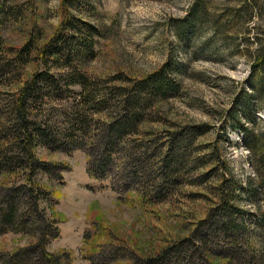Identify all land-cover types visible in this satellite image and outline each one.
I'll use <instances>...</instances> for the list:
<instances>
[{"label":"rangeland","instance_id":"1","mask_svg":"<svg viewBox=\"0 0 264 264\" xmlns=\"http://www.w3.org/2000/svg\"><path fill=\"white\" fill-rule=\"evenodd\" d=\"M196 2L204 9L190 13ZM189 15L193 25L183 34L180 23ZM60 28L47 65L61 85L83 75L106 92L159 73L171 86L149 106L139 132L125 135L122 146L128 151L116 152L134 157L144 151L150 156L157 148L159 156L132 162L139 169L136 176L128 163L124 177L125 165L116 157L106 178H94L85 148L50 152L37 146L39 158L65 167L61 183L49 174L36 178L51 191L53 204L43 201V208L59 221L60 235L47 249L68 251L71 264H139L137 257L191 236L216 206L215 191L225 176L234 182L237 206L246 214L244 222L238 217L244 234L238 235L245 259L241 264L264 258V190L254 193L250 188L264 179L256 153L264 150V71L256 64L264 47V0H0L1 99L16 86L19 74L16 58L5 50H18L28 40L48 44ZM44 62L31 60L21 71H46ZM71 89L76 99L61 93L45 104L51 119L63 120L77 106L82 87L75 83ZM247 96L252 110L246 106ZM105 111L94 117H105ZM174 130L192 142L186 144L179 183L162 185L165 200L146 201L148 177L142 171L160 169L161 150L166 151ZM6 180L0 176V183ZM33 241L28 234L2 233L0 252ZM216 242H211L215 252L231 246ZM181 257L189 264L185 254ZM191 257L192 264H202Z\"/></svg>","mask_w":264,"mask_h":264},{"label":"trees","instance_id":"2","mask_svg":"<svg viewBox=\"0 0 264 264\" xmlns=\"http://www.w3.org/2000/svg\"><path fill=\"white\" fill-rule=\"evenodd\" d=\"M200 9L204 8H199L196 2L190 13ZM191 16H188L187 22L180 23V32L183 34L192 24ZM67 27L68 25L65 29ZM61 33L60 28L50 43L41 44L42 46L34 45L28 40L18 50H5L16 58L19 74L15 80L16 86L6 92V98H0V176L7 178V182L0 183V234L9 231L28 234L34 241L13 251L0 252V264H71L68 251L53 253L47 249L49 241L60 235L59 221L50 217L42 206L43 201L53 204L51 191L41 187L36 181L37 175L43 173L61 183L65 167L59 162L39 158L37 146H43L50 152H71L85 148L90 162L88 172L91 177L99 179L107 177L111 171L109 166L116 157L125 165V169L123 167L121 171L125 177L128 163L134 167L131 172L136 176L139 169L132 162L138 158L149 161L151 155L155 154L159 156L157 148H154L155 154L150 156L144 151L140 156L134 157L131 152H116L127 148L122 145L128 131L139 132L138 124L143 121L145 113H149V106H153L154 99L166 94L171 86L169 81L157 73L148 75L132 87L111 86L106 92H101L85 76L78 75V78L64 82L63 86L60 84L61 79L50 76L47 65L50 55L54 53L50 47L55 44L57 46ZM257 57L256 64L264 71V47L260 48ZM31 60L45 61L46 71L22 72V65ZM75 83L82 87L81 100L67 118L59 121L51 119V108L46 109L45 104L53 98L58 99L57 96H61V93L72 94L76 99L75 91L71 89V85ZM108 93L112 96H107ZM119 95L120 99L113 100ZM111 101L113 103L109 104ZM251 105V99L247 96L246 106L249 110H252ZM113 107L111 111L110 108ZM105 110L108 111L104 114L105 117H94L106 112ZM170 134L166 151L161 150L160 169L152 168L148 171L144 168L142 171L148 177V186L143 195L146 201L165 200L167 194L161 192L162 185L176 184L181 174L180 167L186 162V144L191 146V139L182 138L180 130L171 131ZM98 149L103 152L99 153ZM181 149L182 153L179 152ZM175 150L178 152L173 155ZM256 153L259 155L257 161L264 167V150L260 149ZM221 181L219 192L215 191L218 194L216 206L210 209L206 218L198 222L191 236L165 245L156 254L137 257L139 264H183L184 260L180 259L183 254L188 258L185 262L189 264H192L191 256L194 255L202 264H241L245 261L239 248L238 235H244L242 227L246 214L237 206L234 182L225 176ZM250 188L254 193L259 189L264 190V179L256 184L250 183ZM238 217L243 222L239 223ZM213 240L218 241L216 244L220 240L224 241V245L230 243L231 246H226V252H215L211 244ZM253 261L261 264L264 263V258L257 257Z\"/></svg>","mask_w":264,"mask_h":264}]
</instances>
